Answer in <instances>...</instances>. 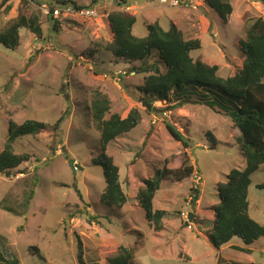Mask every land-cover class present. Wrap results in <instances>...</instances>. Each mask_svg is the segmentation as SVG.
Masks as SVG:
<instances>
[{
  "label": "rangeland",
  "instance_id": "374dc122",
  "mask_svg": "<svg viewBox=\"0 0 264 264\" xmlns=\"http://www.w3.org/2000/svg\"><path fill=\"white\" fill-rule=\"evenodd\" d=\"M71 1L81 6L91 3ZM202 1L195 0L193 7L171 8L159 0H126L124 5L118 1L120 6L117 0H101L96 6L100 17L60 18L59 23L38 9L41 3L54 0H6L1 6L0 30L20 15L35 19L38 29L21 28L16 50L0 44V151L7 141L9 122L34 120L53 125L62 117L57 133L18 138L13 152L31 158L10 175L0 174V253L5 262L78 264L79 240L86 262L103 263L122 246L133 253V264H215L220 259L264 264V236L249 247L238 238L231 239L230 245L248 248L249 254L236 248L216 249L207 238L212 231V208L218 203L216 184L224 183L232 169L244 167L235 144L239 132L231 119L198 104L197 95L189 103L185 94L181 99L171 94L169 103L153 101L155 111H146L139 88L147 74L134 70L141 63H125L104 49L95 52L92 46L111 40L107 16L112 12L135 16L132 32L138 38L147 35L146 25L154 21L164 30L174 24L184 40H199L201 48L190 53L194 61L217 66L222 78L232 77L244 63L240 43L245 29L254 18L264 20V7L254 0H228L232 13L223 24ZM148 61L152 63L154 57ZM96 91L109 100L105 119L110 114L124 118L132 108L141 115L135 129L116 137L106 148L119 168L128 199L120 210L101 202L102 169L92 162L100 153L99 131L92 119ZM196 93L206 92L196 89ZM207 96L225 101L216 90ZM178 102L181 106H174ZM167 125L187 140L189 148L172 138ZM185 158L194 169L193 176L161 183L152 207L165 216L161 228L155 230L137 194L157 170L178 169ZM69 161L74 162V170ZM250 179V212L264 225V189L256 188L264 184V164ZM191 188L199 192L194 203ZM189 214H193L190 222Z\"/></svg>",
  "mask_w": 264,
  "mask_h": 264
},
{
  "label": "trees",
  "instance_id": "16d2710c",
  "mask_svg": "<svg viewBox=\"0 0 264 264\" xmlns=\"http://www.w3.org/2000/svg\"><path fill=\"white\" fill-rule=\"evenodd\" d=\"M6 0H2L1 6ZM123 5L126 0H117ZM264 7V0H254ZM119 2L116 4L120 6ZM49 7L51 20L59 23L52 17L54 9L71 7L80 10L84 7L96 8L101 0H91L90 6H81L71 0H54L53 3H41ZM204 4L215 11L221 23L226 24L232 13V7L228 0H204ZM39 5V6H40ZM39 9V7H38ZM40 11V10H39ZM41 13V12H40ZM100 14V13H99ZM107 22L112 38L109 42H94L92 46L95 52L104 49L115 59L132 64L140 62L136 72L147 74L139 91L144 96L146 111H155L152 102L169 103L170 95L181 99V94L186 95V102L193 103L191 97L197 95L198 104H205L215 109L223 116L231 119L233 127L238 130L239 136L235 139L244 159V167L240 170L232 169L225 176L224 183H217L216 193L218 203L213 206L212 231L207 234L209 242L214 248L229 243L231 239L238 238L245 247H249L259 238L264 236V225L259 224L249 215V186L251 175L264 164V20L261 17L254 18L245 29V38L240 43L241 51L245 56L242 68L232 77L222 78L218 75V67L210 66L199 60L194 61L190 53L201 48L197 39L184 40L182 32L171 24L170 29L164 30L157 21L146 25L147 35L138 38L133 35L132 28L136 22L135 16L112 12L107 16ZM21 28L30 32H37L35 19L18 16V19L0 30V44L3 47L16 50L20 46ZM58 31V27L54 26ZM154 61L149 63V58ZM134 71V72H135ZM196 89L204 90V95L196 93ZM218 91L223 100L209 99L207 93ZM196 100V101H197ZM196 101L194 103H196ZM185 103V101L183 102ZM181 102L174 106L180 107ZM108 98L96 91L92 101V119L99 131L100 153L92 162L99 165L105 183L101 202L108 207L120 210L128 199L124 194L119 180V168L113 163L111 157L106 154L108 144L116 137L125 135L135 129L141 122V115L136 108L130 109L126 117L121 118L117 114L105 116L110 111ZM62 117L53 125L48 123L26 120L21 124L9 122L7 141L0 151V174L10 175L11 171L18 169L27 163L31 156L27 153L15 154L12 144L22 136H36L49 131L57 133ZM169 134L179 141L183 147L189 148L186 139L170 125L166 126ZM211 147L216 145L213 138ZM214 149V148H211ZM194 169L189 165L187 158L178 169L163 167L154 173L152 181H144V190L138 192L137 198L144 211L145 218L150 227L155 230L161 228V220L165 216L164 211H153L152 201L162 182H182L191 179ZM256 188L264 189V184ZM191 203L199 197L197 188H191ZM31 196H28L30 198ZM8 212L11 211L7 210ZM1 239V238H0ZM78 264H133L134 255L127 248L120 246L117 253L101 262H86L82 255L81 243L77 240ZM2 253L7 248L2 246ZM238 249V248H237ZM249 254L248 248L238 249ZM18 264L16 259L5 262L0 253V264ZM215 264H232L222 259Z\"/></svg>",
  "mask_w": 264,
  "mask_h": 264
},
{
  "label": "built area",
  "instance_id": "2783aa9c",
  "mask_svg": "<svg viewBox=\"0 0 264 264\" xmlns=\"http://www.w3.org/2000/svg\"><path fill=\"white\" fill-rule=\"evenodd\" d=\"M188 1V2H187ZM190 0H159L160 3H167L171 8L182 7H193L194 2ZM198 1V0H196ZM204 0L202 1V3ZM39 10L42 15L48 16L49 7L45 4L39 6ZM101 14L98 13L96 8L84 7L80 10H75L71 7H66L64 9H54L52 12V17L58 19L59 17H86V18H98ZM120 74V73H119Z\"/></svg>",
  "mask_w": 264,
  "mask_h": 264
},
{
  "label": "crops",
  "instance_id": "0c3cea01",
  "mask_svg": "<svg viewBox=\"0 0 264 264\" xmlns=\"http://www.w3.org/2000/svg\"><path fill=\"white\" fill-rule=\"evenodd\" d=\"M174 25V24H173ZM175 26V25H174ZM30 33V32H29ZM34 36V35H33ZM249 191H250V187H249ZM248 198H249V195H248ZM250 208H251V206H250V202H249V215L251 216V218H253L252 217V215H251V212H250ZM223 247H227V249H229V248H239V247H241V246H234V245H230V242L229 243H227V244H225V245H223V246H221L220 247V249H222ZM243 247V246H242ZM228 263H233V262H231V261H229Z\"/></svg>",
  "mask_w": 264,
  "mask_h": 264
},
{
  "label": "water",
  "instance_id": "95a60500",
  "mask_svg": "<svg viewBox=\"0 0 264 264\" xmlns=\"http://www.w3.org/2000/svg\"><path fill=\"white\" fill-rule=\"evenodd\" d=\"M69 164L71 165V168L74 170V162L73 161H69ZM192 218H193V214H189L188 222L192 221Z\"/></svg>",
  "mask_w": 264,
  "mask_h": 264
}]
</instances>
